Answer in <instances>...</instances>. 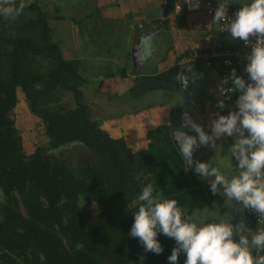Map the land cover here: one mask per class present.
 <instances>
[{
	"label": "trees",
	"instance_id": "trees-1",
	"mask_svg": "<svg viewBox=\"0 0 264 264\" xmlns=\"http://www.w3.org/2000/svg\"><path fill=\"white\" fill-rule=\"evenodd\" d=\"M27 1L15 20L0 17V264H168L173 239L158 235L163 251L156 255L129 236L137 197L152 184L151 176L125 139L113 138L93 118L78 62L67 59L54 40L43 6ZM182 2L166 0L164 16ZM225 47L187 50L183 56ZM201 63L188 65L201 69ZM19 91L46 138L29 153L11 117ZM184 260L181 253L178 264Z\"/></svg>",
	"mask_w": 264,
	"mask_h": 264
},
{
	"label": "crops",
	"instance_id": "crops-1",
	"mask_svg": "<svg viewBox=\"0 0 264 264\" xmlns=\"http://www.w3.org/2000/svg\"><path fill=\"white\" fill-rule=\"evenodd\" d=\"M35 1L44 8L47 0H28L26 3ZM203 1L214 9L219 5L233 11L249 2ZM165 2L51 0L45 11L51 17L53 38L66 58L76 60V56L84 65L81 73L87 80L84 96L93 118L100 120L113 138H124L139 166L148 171L155 189L165 198L175 199L188 213L211 208L217 194L210 199L207 180L212 178L200 179L181 157L172 140L171 125L175 119L182 121L181 111L192 107H188L183 91L199 83L203 87L202 94H195L197 107L194 108L202 119L205 132L209 131L216 113L217 77L205 66L201 69L178 68L177 59L187 50L217 45L232 47L236 40H231L229 35L222 38L217 22H213V17L206 11L173 13L166 18ZM134 43L142 48L140 56L134 54ZM172 68L174 72L170 74ZM111 93L113 97L109 99L101 96ZM229 139L232 140L221 138L206 145V153L199 158L196 156L195 162L213 163L212 157L224 147L222 157L224 155L230 165L232 162L235 165L229 158ZM237 203L233 201L232 209L235 214L238 212L239 224L233 226L243 224L245 227L241 210L248 219L247 209ZM212 221L219 220L210 217L203 220Z\"/></svg>",
	"mask_w": 264,
	"mask_h": 264
},
{
	"label": "clouds",
	"instance_id": "clouds-1",
	"mask_svg": "<svg viewBox=\"0 0 264 264\" xmlns=\"http://www.w3.org/2000/svg\"><path fill=\"white\" fill-rule=\"evenodd\" d=\"M24 8L23 0L19 4L0 0V17L15 20ZM213 22L220 23L231 40L238 39L248 46L249 38L255 37L261 43L252 46L246 57V79L232 69L221 81L218 91L225 99L219 100L216 107L223 110L225 100L239 93L234 110L214 113L208 132L192 124L196 137L183 133V142L178 147L191 165L195 146L232 138L228 153L230 160L235 161L236 174L227 178L219 168L203 162H196L194 171L202 180L212 178L207 180L212 194L222 189L229 201L254 210L259 217L258 227L251 230L226 221H197L175 199L165 198L147 183L137 197L138 207L132 213L129 236L138 238L146 253L156 255L163 251L158 235L173 239L175 247L167 257L168 264H178L181 253L185 256L184 264H264V227H261L264 225V0H249L227 22L226 9L218 5ZM229 80L231 87H224Z\"/></svg>",
	"mask_w": 264,
	"mask_h": 264
},
{
	"label": "rangeland",
	"instance_id": "rangeland-1",
	"mask_svg": "<svg viewBox=\"0 0 264 264\" xmlns=\"http://www.w3.org/2000/svg\"><path fill=\"white\" fill-rule=\"evenodd\" d=\"M49 1L47 0L45 3V10L48 9L49 7ZM38 2V1H37ZM52 3V2H51ZM39 4V3H38ZM43 4V3H41ZM49 4L48 6H46ZM52 12L53 9H50ZM51 14V13H50ZM57 41V40H56ZM58 42V41H57ZM76 61L78 62V65L80 67V73L84 72V65H82V62L78 60V57L74 56ZM174 72V69L170 70V74ZM183 74V72H181ZM104 99H109L113 97V94H109L107 96L101 95ZM214 96V95H213ZM65 102L68 104L69 108H74V103L71 95L65 94L64 96ZM19 99L20 102L16 109L13 111L11 114V117L16 121V124L18 128L20 129L21 136L24 139V145L26 148V152H32L36 146H41L45 144L46 138L42 135V129L43 125L41 122H39L38 119H34L29 112L28 106L26 102L24 101V96L23 94L19 91ZM89 102H92L91 100ZM100 102H98L99 104ZM230 146L232 143V140L229 139ZM226 150L224 147L221 149L219 148L214 157H212V162L210 165L213 167H217L221 170L223 174H225L226 177H231L232 175L236 174V169L235 165L232 164L230 165V162L227 161V157H222V151ZM160 155H162L159 152ZM87 160H89V155L85 156ZM94 160V159H91ZM84 161V160H83ZM235 163V161H234ZM86 164V163H85ZM154 164V163H152ZM84 166V165H83ZM142 166H145L142 161ZM224 166L226 168H224ZM144 168V167H143ZM224 169H228L224 170ZM235 170V171H234ZM209 198V197H208ZM1 199V195H0ZM211 202V200H210ZM235 202V201H234ZM237 203V202H236ZM238 204V203H237ZM233 207V202L229 201L226 197L223 195V190H219V192L216 195V198L214 202L211 205V208H204V209H195L194 214L191 216V218L197 220V221H203L206 218H217L219 221H226V222H231L233 225L239 224L237 223V213H234V210L232 209ZM234 208V207H233ZM241 207L239 206V209ZM241 218L244 221L245 227L247 229L251 228L252 222H250V219H247L245 212L241 210ZM96 225V221H93L89 224V227H94Z\"/></svg>",
	"mask_w": 264,
	"mask_h": 264
},
{
	"label": "built area",
	"instance_id": "built-area-1",
	"mask_svg": "<svg viewBox=\"0 0 264 264\" xmlns=\"http://www.w3.org/2000/svg\"><path fill=\"white\" fill-rule=\"evenodd\" d=\"M211 4H204L202 0H183L182 3L176 5L174 14L180 15L182 12L186 13H195L206 11V13L210 16H214L215 9L212 8ZM235 13V12H234ZM234 13H229L226 10V22L228 19L234 18ZM221 32H224L223 27ZM240 41V40H239ZM242 42V43H241ZM240 44L237 43L235 45L236 48H226L223 50H206L202 52H193L189 53L190 55L179 56L177 59L178 66H187L190 62L194 61L196 63L202 62L201 65H204L208 69H210L217 77V85H216V93H217V101L215 104L216 112H220L221 114H227L229 109L235 108V101L239 93H233L230 99L225 100V108L220 110L216 107L217 102L219 100H224L225 98L219 94V87H221V81L224 78H227L232 69L236 70L237 75L246 79V73H244V67L246 64V57L250 54L252 46H259L261 41H258L255 37H250L248 46L241 41ZM224 87H231V81L227 85H223ZM248 215H250L252 221L258 227V214L251 209H248ZM264 226V225H262Z\"/></svg>",
	"mask_w": 264,
	"mask_h": 264
},
{
	"label": "water",
	"instance_id": "water-1",
	"mask_svg": "<svg viewBox=\"0 0 264 264\" xmlns=\"http://www.w3.org/2000/svg\"><path fill=\"white\" fill-rule=\"evenodd\" d=\"M134 54L140 56L141 52H142V48L140 47V45L137 43H134ZM184 88H186V86H184ZM184 90V89H183ZM186 93V96L190 98V95L187 93V91H183ZM188 99V98H187ZM181 119L182 121H178V120H174L172 125H171V136H172V140L174 142L175 148L179 151V147H178V143H182L184 136L182 135L183 133H185V135L188 136H193L196 137V133L194 131H192V124H197L200 125L203 129H204V124L202 122V119L199 117L198 113L195 111L194 107H190L189 109H186L184 111H181ZM185 117H187L188 119H186ZM190 121V122H189ZM200 150L199 152H194L195 150ZM206 145H198L195 146L193 149V153H192V164L189 165L192 170L194 171L195 168V161H196V156L199 158L201 156H203L206 152ZM180 153V151H179ZM181 155V153H180ZM181 157L184 159V161L187 163L186 159L181 155ZM195 172V171H194Z\"/></svg>",
	"mask_w": 264,
	"mask_h": 264
},
{
	"label": "flooded vegetation",
	"instance_id": "flooded-vegetation-1",
	"mask_svg": "<svg viewBox=\"0 0 264 264\" xmlns=\"http://www.w3.org/2000/svg\"><path fill=\"white\" fill-rule=\"evenodd\" d=\"M202 88H203L202 85L201 84L199 85V83H197V85L193 84V85L188 87V91L187 92L191 93L190 94V98L186 96V98H188V107H189V105L192 106V107L195 106V108L197 107V103L195 104L196 101L194 100L195 94L198 93V95H201L202 94Z\"/></svg>",
	"mask_w": 264,
	"mask_h": 264
}]
</instances>
